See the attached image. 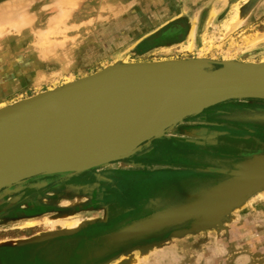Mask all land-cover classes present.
Here are the masks:
<instances>
[{
    "label": "rangeland",
    "instance_id": "374dc122",
    "mask_svg": "<svg viewBox=\"0 0 264 264\" xmlns=\"http://www.w3.org/2000/svg\"><path fill=\"white\" fill-rule=\"evenodd\" d=\"M25 1L0 0V8L6 13L0 9V17L3 18H0V30L5 29L1 30L2 34L0 32V106H13L53 92L70 82L75 83L100 73L107 66L124 59L136 63H156L164 59H206L213 62L232 59L249 64L264 62V42L256 41V38L264 36V0H190L189 6H186L187 0H91L89 6H83L84 9L60 4L64 0L58 1L60 3L57 0ZM19 2L28 5L19 10L16 7L19 12L16 10L18 13H15L14 3ZM11 4L14 5L12 11L17 14V21L12 11L7 16V6ZM214 7L217 11L211 22ZM59 11H62L60 15ZM22 13L26 15V26H22L23 21L21 25L19 23L23 17H18ZM69 13L71 19H65L60 25L58 23L57 28L52 26L53 18H61L63 14L65 17ZM180 15L189 16L192 21L190 27L197 20L196 43L192 49L184 48L189 43L190 33L168 45H155L149 40L164 29L158 28L167 18ZM29 16H34L35 20ZM51 26L55 33H47ZM46 48L47 51L44 50ZM219 67L215 65V68ZM255 109L264 111V100H233L216 105L178 125L174 138L155 140L144 151L118 162L119 174H116L118 179L114 185L119 209L124 214L129 213L136 204H145L163 191L173 189V183L180 176L201 174L206 166L192 163L194 154L201 150H215L219 145L221 149L229 148L247 155L243 161L255 155H264V119L256 118L261 110ZM251 110L252 114H245ZM188 121H193L195 125ZM151 151L153 154L149 153ZM185 153L193 156V159H185L182 156ZM142 162H146V165ZM235 165L227 174L223 172L228 179L235 172ZM111 168L114 166L93 171L108 172ZM70 180H65V184H69ZM70 187L67 185L56 192L59 194L55 195L56 200L47 198L53 202L40 206V215L16 217L2 223L0 239L3 241L0 244L28 240L5 238L37 237L64 230L59 224L50 227L54 220H81L78 227L65 231L80 229L79 232L86 235L103 234L97 228L101 224L98 218L102 212L95 203L101 206L104 194L103 198H99L95 193L101 191L96 189L93 192L89 188L82 190V193L69 190V194L67 188ZM65 190L67 195L61 199L60 195ZM187 192L189 189L181 194L175 192L168 200L182 198ZM91 205H95L96 209H92ZM88 207L90 209L86 211ZM48 229L55 230L48 232ZM182 229L184 227L171 229L159 237L145 240H154L148 244L161 243V247L149 255L146 252L148 256H144L142 261L138 259L136 264H264V192L253 195L243 207L234 211L222 228L168 240L174 231ZM134 254L137 257L140 255L137 251Z\"/></svg>",
    "mask_w": 264,
    "mask_h": 264
},
{
    "label": "water",
    "instance_id": "95a60500",
    "mask_svg": "<svg viewBox=\"0 0 264 264\" xmlns=\"http://www.w3.org/2000/svg\"><path fill=\"white\" fill-rule=\"evenodd\" d=\"M246 99H264V63L191 59L145 63L122 71L106 69L0 110V191L40 177L73 179L127 160L187 119L216 105ZM99 117H112L130 132L122 133L117 141L110 133H96L89 138L94 133L91 126ZM32 125L44 133L37 136ZM260 159L264 155L235 165L231 178L219 185L221 189H213L221 192L218 197L211 199L206 194L196 199L188 195L184 204L171 205L98 242L117 245V250L179 227L184 229L174 231L168 240L222 228L234 211L253 195L264 192V167L252 165ZM209 215H214V220L208 227L199 228ZM79 231L44 233L0 247H20ZM160 247L161 243L138 247L106 264L123 255L135 256V251L149 255Z\"/></svg>",
    "mask_w": 264,
    "mask_h": 264
},
{
    "label": "flooded vegetation",
    "instance_id": "af4514ba",
    "mask_svg": "<svg viewBox=\"0 0 264 264\" xmlns=\"http://www.w3.org/2000/svg\"><path fill=\"white\" fill-rule=\"evenodd\" d=\"M190 18L187 15H183L182 18L175 22L174 24L164 28L161 30V32L155 36L150 38L149 40L153 41L155 45H168L173 44L180 39L182 40L184 36H188L190 25H192V21L190 22ZM187 23V24H186ZM148 43V42H147ZM145 44V43H144ZM157 47V46H156ZM255 110H261V109H255ZM252 111H246L245 114H252ZM260 114V115H257ZM254 116L264 119V111H258V113ZM190 124L195 125L193 121H188ZM209 131L207 130V133ZM153 154V153H152ZM185 159H193V156L188 155L187 153L182 154ZM247 155H242L241 153H238V151L232 150V149H221L219 145H217V149L212 150H201L198 152V154H194V159L192 160V163H202L206 167L201 170V174L195 176L191 175H182L179 178H177L176 182L173 183V189L171 190H165L163 191L160 196H157V201L151 204L152 206L145 207L142 204H137L136 206V212H132L131 214L137 213L139 210L144 209L143 216H146L148 214H151L154 210H161L165 209L171 205H174L176 203H179L185 199L186 196H188L190 193H195L197 190L205 189L209 186H213L217 183H219L222 180L228 179L227 178V172L231 171L230 169L233 168L235 164L241 163ZM148 157H146L147 159ZM188 159V160H189ZM146 163V162H142ZM120 163H114L112 164L114 168L108 172H92L89 174L82 175L80 177H76L71 179L69 182L70 188H67L68 191L70 190H76L77 192H81L84 189H92V191H96L98 189V194L95 193L99 198H103L102 195L104 194V198L108 197V194L111 193V190L113 188V183L115 180H117V175L119 174V168ZM146 165V164H145ZM208 170V171H207ZM226 171V174H223V172ZM41 178V179H40ZM40 178H34L31 180H27L23 182L20 186L13 187L9 190H3L0 191V225L6 221H10L18 218H27L32 217L35 215H40V206H45L46 204H51L52 202H49L47 198H53L56 200L55 195L56 192L62 191V187L65 189V178L61 177H40ZM43 178V179H42ZM38 179V180H37ZM40 179V180H39ZM180 179V180H179ZM97 183V184H96ZM192 186V187H191ZM194 186V187H193ZM185 189H189V192L185 193V195L182 198H179L177 200H168L171 196L174 194H178L180 192H185ZM70 191L68 192L70 194ZM104 193H103V192ZM110 191V192H109ZM67 191L63 192L62 196L60 195L61 199L67 195ZM176 192V193H175ZM61 193V192H60ZM68 194V195H69ZM107 194V195H106ZM181 194V193H180ZM183 194V193H182ZM59 195V194H57ZM109 197L111 195L109 194ZM159 198V199H158ZM96 207H101L99 203H95ZM102 204V203H101ZM93 206V205H91ZM95 206V205H94ZM92 207V209H96V207ZM36 207L37 209L33 208ZM90 207L86 209L89 210ZM36 211V212H35ZM127 216V215H126ZM101 222V221H99ZM104 223L101 222L100 225H97V228H99V232H105L107 227L105 225H102ZM79 236L69 239H63L59 246H56L57 249H62L63 251H68L75 247L77 245V241H79ZM153 241H145L140 242V245H145L148 243H152ZM58 245V244H56ZM99 248L95 246H89L87 248V257L95 256L99 257ZM101 260L100 262L94 261L92 263L88 264H101L105 262Z\"/></svg>",
    "mask_w": 264,
    "mask_h": 264
},
{
    "label": "crops",
    "instance_id": "0c3cea01",
    "mask_svg": "<svg viewBox=\"0 0 264 264\" xmlns=\"http://www.w3.org/2000/svg\"><path fill=\"white\" fill-rule=\"evenodd\" d=\"M189 2H190V0H187L186 6L191 5ZM192 4H194V2H192ZM182 16L181 15L179 17L177 16L178 19L175 16L172 19L167 18L166 21H164L158 29L166 28V27L174 24L175 21L177 22L178 20H180L182 18ZM167 139H169V138H167ZM149 153H152V151ZM120 162H123V161H120ZM116 163H118V162H116ZM112 164H114V163H112ZM139 164H141V166H144V165H142V163H139ZM215 185H213V186H215ZM213 186L211 185L209 187H213ZM200 190L203 191L205 189H200ZM200 190H198V192H201ZM116 192L117 191H116L115 185L113 183V188L111 190V193H109L111 195V197H109V194H108V197L104 198V202L101 204V206H102L101 212L102 213H101V217L98 218L99 219L98 221H101L102 223H104L102 225H105L107 227V229L105 230V232L103 234H98V235L87 234L86 235L85 233L79 232L78 234L75 233V234L70 235L68 237L43 239L41 241H37L36 243H33L31 245H28V246L0 247L1 248L0 249V264H88V263H92L94 261L100 262L101 260H103V258L106 259V260H104L106 262L105 263L103 262L101 264H106V263L110 262L111 260L115 259L116 257H118L119 255H121L122 253H124L126 251H131V250L136 249L140 246L152 245V244L140 245L139 244L140 242H137V243H132L125 248L116 250V248L118 247L117 245H110L109 243H107V245H106L102 242L101 243L98 242V241H100L99 239L101 237H104V236H107V235L112 234L114 232H117L120 229L124 228L125 226H128L129 224H132L133 222L139 221L143 218H147V217H149V216H151L154 213L159 211V210H154V211H152L151 214L143 216L144 209H142V210H139L135 214H131L133 211L136 212V206H137V204H136L135 207L133 209H131V211L129 213L124 214V212L119 209L120 203L116 198ZM156 201H157L156 198L150 199L145 204H142V205H144L145 207L152 206L151 204H153ZM183 201H181V202H183ZM181 202H179V203H181ZM176 204H178V203H176ZM129 216H131V217L129 218ZM124 219L126 221H123ZM51 231H54V229H48V232H51ZM35 236H37V235H35ZM77 236H79L80 240L77 241V245H75V247H73L72 249H70L68 251H63L60 248L57 249L56 246H59L60 242L63 239L71 240V238L77 237ZM33 237H34V235H29V236L15 237V238L14 237L5 238V240L27 239V238L29 239V238H33ZM0 241H3V240L0 239ZM141 242H143V241H141ZM56 244H58V245H56ZM89 246H95V247L99 248V251H98L99 257H95V256L87 257V255H88L87 248Z\"/></svg>",
    "mask_w": 264,
    "mask_h": 264
},
{
    "label": "bare ground",
    "instance_id": "6f19581e",
    "mask_svg": "<svg viewBox=\"0 0 264 264\" xmlns=\"http://www.w3.org/2000/svg\"><path fill=\"white\" fill-rule=\"evenodd\" d=\"M28 1V0H27ZM27 1H25V2H27ZM58 1H60V0H57L56 2L57 3H60V2H62V1H60V2H58ZM101 1V0H100ZM29 2V1H28ZM33 2V1H32ZM30 3V2H29ZM34 3V2H33ZM57 3H55L56 5H57ZM21 3L19 2V4H15L14 3V5H16V6H14V5H9V6H7V7H9L8 9V11H6V12H8L7 13V16H8V14L10 15V13H12L13 11L15 12L18 8H20L21 9V7H24L25 6V3H23V5L21 4ZM27 4V3H26ZM32 4V3H31ZM30 4V5H31ZM60 4H62V5H66V6H71V7H74V8H78V7H83V6H89L90 4H91V0H64L62 3H60ZM60 4H58V5H60ZM244 4V3H243ZM17 5H19V6H17ZM28 5V4H27ZM26 5V6H27ZM10 6H14L15 7V9H14V7L12 8V7H10ZM25 6V7H26ZM65 6V7H66ZM6 7V8H7ZM16 7H17V9H16ZM24 7V8H25ZM47 7V6H46ZM46 7H45V9H46ZM50 7V6H49ZM70 7V8H71ZM73 8V9H74ZM1 9V8H0ZM3 9H5L4 7H3ZM12 9H14L13 11H12ZM72 9V10H73ZM83 9H84V7H83ZM216 9V7H214V9H212V14H211V22H212V20H213V18H214V16H215V11H217V10H215ZM2 10V9H1ZM6 10V9H5ZM19 10V9H18ZM17 10V11H18ZM22 10H23V8H22ZM22 10L20 11V12H22ZM25 10V9H24ZM23 10V11H24ZM2 11H4V10H2ZM12 11V12H11ZM16 11V12H17ZM64 11H66V10H64ZM68 11V10H67ZM14 12L12 13L13 15V17H15L16 18V15L14 14ZM15 12V13H16ZM19 12V11H18ZM17 12V13H18ZM60 12H62V11H59V15H60ZM3 13H5V11L3 12ZM77 13H79V12H77ZM5 15H6V13H5ZM22 15H24V16H22ZM0 16H2V14H0ZM26 15L25 14H21L19 17H18V19L19 18H21V17H23L22 19H19V23H20V25L22 24V21H23V24H22V26L23 25H25L27 22V20L25 19L26 17H25ZM63 17H64V14L62 15ZM90 16V15H89ZM4 17V16H3ZM11 17V16H10ZM12 17V18H13ZM29 17H33L34 18V16H29ZM63 17H61V18H59L58 17V19H57V17L56 18H53V20H51V21H53V27H54V25L56 26V25H58V23H59V25L61 24V22H64L65 21V19L66 20H68V19H71L72 18V16H71V14L69 13L68 14V16L66 15L64 18ZM0 18H2V17H0ZM11 18V19H12ZM27 18H28V15H27ZM68 18V19H67ZM234 18H236V12H235V14H234ZM3 19V18H2ZM51 19V18H50ZM57 19V20H56ZM74 19V18H73ZM72 19V20H73ZM33 20H35V18L33 19ZM61 20V21H60ZM194 20H195V18H194ZM3 21H5V20H3ZM14 21H15V19H14ZM16 21H17V18H16ZM58 21H60V22H58ZM231 21V20H230ZM2 22V21H1ZM8 22V21H7ZM196 22H197V20H195L194 21V24H193V26L192 27H190L191 29H190V34H189V43H187L186 45L187 46H185L184 48L186 49V50H189V49H192L193 47H194V45H195V43H196V29H197V26L195 25L196 24ZM13 23V22H12ZM17 23V22H16ZM18 23V24H19ZM14 24V23H13ZM17 24V25H18ZM32 24V23H31ZM63 24V23H62ZM86 24V23H85ZM58 25V26H59ZM64 25V24H63ZM11 26H12V24H11ZM26 26V25H25ZM24 26V27H25ZM50 27V28H48L49 29V31L47 30V33H51V32H54L53 31V27ZM58 26H56V28L58 27ZM16 26H14V28H15ZM19 27V26H18ZM73 27V26H72ZM76 27V26H75ZM225 27V26H224ZM5 28V27H4ZM69 28V27H68ZM77 28V27H76ZM12 29V28H11ZM41 29H43V28H40L39 30H41ZM55 29V28H54ZM1 30H5V29H1ZM0 30V32H1V34L3 33L2 31ZM9 30H10V28H9ZM50 30H52V31H50ZM38 31V30H37ZM68 31V30H67ZM66 31V32H67ZM42 32H43V30H42ZM8 33H9V31H8ZM23 33V32H22ZM55 33V32H54ZM58 33H59V31H58ZM0 34V35H1ZM10 34V33H9ZM35 34V33H34ZM40 34V33H39ZM45 34V33H44ZM4 35V34H3ZM2 35V36H3ZM35 35H37V34H35ZM41 36H43V35H41ZM38 37H40V36H38ZM188 38V37H187ZM41 40V39H40ZM48 40V39H47ZM46 40V41H47ZM37 41H38V44H39V40L37 39ZM42 41V40H41ZM256 41H258V43L260 42V43H263L264 42V36L263 37H258V38H256ZM48 42V41H47ZM53 43V42H52ZM51 44V43H50ZM253 44V43H252ZM257 44V43H256ZM53 45V44H52ZM46 45H44V47H45ZM48 47H50L49 45H47ZM60 46V45H59ZM263 46H264V44H263ZM42 47H43V45H42ZM53 47V46H52ZM57 47V46H56ZM62 47H63V45H62ZM255 47V46H254ZM183 48V49H184ZM45 51H47V48L46 49H44ZM43 50V51H44ZM42 51V52H43ZM46 54V53H45ZM69 54V53H68ZM69 57V56H68ZM119 58V57H118ZM179 61H181V60H176V59H164V60H162V61H157L156 63H154V64H159V63H172V62H179ZM185 61V60H184ZM234 60H232V59H229V60H225V62H233ZM66 62V61H65ZM264 63V62H263ZM69 64V63H68ZM142 64H145V63H143V62H140V63H136V62H129L128 60H119L118 61V63H115L114 65H111V66H107L106 67V69L107 70H109L110 68L111 69H113V68H118V70L119 71H122V70H126V69H131V68H136V67H140ZM106 69H104V70H106ZM103 70V71H104ZM58 74V73H57ZM55 75V74H54ZM53 76V75H52ZM93 76V75H92ZM84 79V78H83ZM81 80V79H80ZM77 82V81H76ZM9 83V82H8ZM74 83V82H73ZM69 84H72V82H70V83H68V85ZM1 88V87H0ZM253 100H264V99H253ZM7 107H9V105H2V106H0V110H2V109H5V108H7ZM202 110V109H201ZM200 111V110H199ZM196 113V112H195ZM198 117V116H197ZM34 125V124H33ZM32 125V126H33ZM31 126V129L33 128V132L37 135V136H40L41 134H43L44 133V130L43 129H34V126L32 127ZM94 128L93 129V131H94V133H90V135H89V138L91 137V135L92 134H96V133H98V134H101V133H110V134H112V135H114L115 137H116V140L115 141H117L119 138H121V136L123 135L122 133H124V134H127V133H129L130 131L129 130H127L125 127V125L124 124H122V123H119V122H117V121H115V119L114 118H112V117H99L98 119H97V124H95V125H93V126H91V128ZM177 129H178V127H175V128H173L171 131H169L166 135H165V137L166 138H169L170 139V137H173L174 138V136H176L177 135ZM88 137V136H87ZM119 137V138H118ZM165 137H163V138H165ZM162 138V139H163ZM180 139V138H179ZM91 141V140H90ZM84 144H89V142L86 140V142H84ZM143 150H145V149H143ZM252 165H254L255 167H264V159H260V160H256L255 162H253L252 163ZM94 172V171H93ZM48 178V177H47ZM41 179V178H40ZM39 179V180H40ZM43 179V178H42ZM31 180V179H30ZM38 180V179H37ZM228 179H225V180H223V181H221V182H219V183H217L215 186H213V187H207V188H205V190H200L201 192H198V190L195 192V193H191L190 195H194L195 197H196V199H198V198H200V196L201 195H209V196H211L210 198L211 199H214L215 197H218V195H220V191H218V190H215V191H213V189H215V188H220L221 189V186H219L220 184H225V181H227ZM222 187H226V186H222ZM183 204H184V202H182ZM181 204V203H180ZM34 208V207H33ZM159 211H162V209L161 210H159ZM63 219V218H62ZM75 220V219H74ZM214 220V215H209V216H207V217H205V219L198 225V226H200L199 228H203V227H208L209 225H210V222H212ZM40 221V220H39ZM46 222V221H45ZM81 223V220L79 221V220H76V221H71V220H60V221H55L54 220V222L53 223H50L51 225H50V227H54L56 224H59V225H61L62 227H63V229L64 230H70V229H73V228H76V227H78L79 226V224ZM45 226V225H44ZM195 229H198V228H195ZM55 230V229H54ZM140 247H142V246H140ZM147 254H146V252H142V253H140V255H138L139 257H137V256H134L133 254H130V255H127V256H125V255H123L121 258H119L118 260H116V261H114V262H112V263H110V264H136L137 263V261H138V259L140 260V258H142V257H144V256H146ZM106 262V261H105ZM104 262V263H105Z\"/></svg>",
    "mask_w": 264,
    "mask_h": 264
}]
</instances>
